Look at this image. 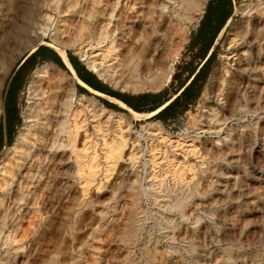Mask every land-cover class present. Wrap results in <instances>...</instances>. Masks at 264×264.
Returning a JSON list of instances; mask_svg holds the SVG:
<instances>
[{"label": "bare ground", "instance_id": "obj_1", "mask_svg": "<svg viewBox=\"0 0 264 264\" xmlns=\"http://www.w3.org/2000/svg\"><path fill=\"white\" fill-rule=\"evenodd\" d=\"M114 1V8H111L112 11L110 13V17L112 16L114 10L118 7L119 9H122L123 6L121 0ZM9 2V7L11 11H13L10 21L6 24V20L4 19L5 21H1L2 23L0 27V66L3 64L6 51L11 44L10 41L14 40L16 42H21L23 38L28 37L29 29L31 30L35 28L37 21L40 19L41 12L47 10L44 6L42 7L38 4H27L22 9L21 19H18L16 13L18 4L16 3V0H10ZM63 3H67V9L65 10L66 13L68 10L76 11L80 8V0H63ZM139 4L141 5L136 9L137 11L133 13V16L128 18L130 19V26L125 28L129 32L125 35L123 34V37L121 38L122 43L118 46V48H116V50H118L117 54H114L112 59L109 61H103L109 58L105 55L104 56L106 58L103 60L101 59V62H99L97 56H93L91 58H88L87 56L85 49L90 47L88 49L93 50L91 48L93 45L91 44L92 41L90 38L92 37V33L94 31H89L88 29L86 30L85 22H89L91 18L89 13L87 17H84L85 21L79 23V27L76 29L78 32H76V35L72 38L74 39L73 43L69 40L64 41L62 39L58 41L55 40L59 48L50 46L54 49V52H57V54L61 56L66 67L73 73L71 79L56 75L54 65L50 63L44 64L35 70L32 81L28 85V108L24 115V127L11 148V151L13 152L11 160L7 161L2 168L0 167V264H17L21 259L25 258L34 260L36 257H39L45 252L43 250V245H38V236L40 235L39 233L42 229V217L48 218L54 215L55 208H57V205L59 204L60 197L63 196V194H67L66 192L70 186L68 181L71 178L77 180L79 184H83L82 192L84 194L88 188L97 181L96 178L98 174L102 172L101 171L99 173L101 170L99 152L101 151L105 154L104 161L107 163V170H113L121 161L126 162L125 165H127V168L131 165V169H133L135 165H138L141 161H144L143 169H147L149 167L151 168L150 170L152 171L148 176L152 179L150 181L148 180L149 182L147 180L143 182H146V184L148 182L151 185V188L158 184V191L162 190L161 187L163 186L162 185L160 187L161 179L159 176L161 177V173H167L166 170L168 168L165 167H167L168 164H171L172 160L161 163L157 162L162 157L163 160H166L164 153L159 151L157 144L175 147V150L177 149L181 153V155H175L178 157H175V162L171 164V178L174 176L178 183V181H184L185 173L186 175L187 172H191L193 174L196 165L189 164L187 162L188 156L186 154L192 153L195 156L198 153V147H196L195 141H190L189 143H184L180 140L170 142V139L162 133L160 125L155 124L154 127L156 128V131H149L152 128L148 127L143 134H138L140 139L146 141L147 143L151 142L150 148L146 147L147 149L143 153L144 150L137 146L136 141H131L129 139V131L123 129L129 125L126 117L122 114L114 113L113 111L106 109L96 98L92 96L94 95L109 99L111 102L126 110L128 115L132 116L133 119L156 115L169 103H166L164 107H161L152 113L138 114L120 101L106 97L81 82L77 78L74 70L68 62V59L66 58L67 56L65 55V49L70 47V44H73V46L76 47L77 53L81 56V60L86 62L85 64L88 70L97 76L103 83L116 87V74H114L115 70L118 68V70L127 69L133 73V75L129 80L132 84L126 85L127 87H125V89L129 88L134 92L148 90L149 86L147 81L144 82L138 79V77H140L138 74L137 76L134 75L140 67V62H136L138 57L136 56L134 49H136L135 47L139 45V41L144 37V34H147V37L145 39L143 38V44L141 43L140 46H138L140 50L139 53H143L148 59V63H153V65L155 63V58L158 56L169 59L167 73L164 79V83H168L171 79L175 61L178 58L183 42L186 40L189 31L187 27H182L179 22L184 19L190 22L192 18L189 19L188 15L191 13H193V15L201 14L204 8V1L143 0ZM168 4L170 5L167 6ZM98 5L104 6L103 0H92V9ZM134 7L135 4L128 8L133 10ZM58 8L59 6L57 5L55 9L58 10ZM243 11L245 12L244 18L246 19L245 27L241 32L234 36L235 39L232 40V43H234V46L238 48V50H236L234 54L226 60V64L216 66L209 81V87L212 88L214 86L222 88V91H225L223 99L224 107L229 109V112H232L233 114H243L246 112L255 113L258 106H260V100L264 97V0L245 1ZM96 13H98V11H96ZM92 18L94 20L93 14ZM231 21L232 18L230 17L226 26L230 25ZM58 24L60 25V28L55 30V36L63 37L66 36V28L72 26L73 23L71 22V18H69L68 20H60ZM85 30L87 33L90 32L91 35H89L87 39H85L81 34V32H84ZM44 36L45 33L38 38V45H46V43L42 42V38ZM106 37L107 34L105 32H101L97 37L96 47L99 46V44H102L104 40H106ZM112 45L108 49V55H110L111 51L114 52ZM36 50L37 47L32 49L24 59H27L29 56L34 54ZM109 62H113L109 66L111 69L108 66H105V63L109 64ZM21 64L18 66L17 70ZM154 68L155 67L151 66L148 70V74H154ZM74 83L80 85L86 91L91 93L92 96H86L83 94L78 95L76 93L77 91L75 90ZM241 97L242 99H240ZM239 99L241 102L246 104L245 108H238ZM251 105H253L254 108L251 107ZM215 111L216 110L214 109L207 110L206 115H202V117H206L210 123L218 125L219 129L216 130L215 133L219 134L222 131V127L225 125V121H223V123L218 121L217 113ZM103 117H106L105 123L110 125L108 128L110 130L109 132H107V129L103 130L101 123V119ZM230 140L231 134L228 133L221 141H217L216 145L226 146L229 144ZM155 141L156 143H154ZM172 143H177V145L173 146ZM100 146L102 147L101 150H99V148H101ZM126 150H128L129 153L125 154ZM200 150L205 153L207 150L206 146L202 145ZM158 155H161V157ZM180 158L182 161H179ZM44 162H46V165H44V167L40 166L43 165ZM36 169L41 170L39 172L38 170L36 171ZM143 169L141 168V170ZM126 173L128 174L127 171ZM143 176L144 175L142 174V177ZM127 177L128 176H126V178ZM186 177H188V175ZM193 177L195 176L193 175ZM126 178L125 180H120L121 184H118V187L125 185L126 187L124 188H131L130 191H134L136 183H139L138 175H135V181L132 183H130L131 181ZM40 179H42L41 183ZM142 180L143 178L141 181ZM184 182L186 183V181ZM104 183L106 184V182ZM139 188L142 190V194L140 195L147 197L150 193L148 189L146 190V188H143L142 186ZM100 189H102V187H97V192ZM166 194V197L169 196L170 198V195L168 193ZM137 197V194L134 192L129 211L122 207L123 205L120 206V197H117L118 201L116 200L115 203L109 206L105 211H99L96 213L97 219L89 224V233L86 231L88 233L86 240L87 245H84L87 246V250H90L88 255L93 260H91V264H110L109 253L107 255H103L104 253H100L101 248H96V246L94 248L93 246L94 243L99 244L100 242H103L108 245L110 244L111 247V243L115 240H119V242L127 248L130 260L135 254V249H138L137 244L142 242V250L145 253L143 256H148L150 259L149 262H152V264H155L156 249L161 246L163 241L160 237L165 240L166 246L169 247L165 261L168 264H174L177 259L183 260L181 257V251L178 247L182 242H186L187 245L184 248L185 253H195L192 245L188 246V242L198 233V231H200L199 228L202 226V221L198 218V216L194 217L188 213L189 211L186 212L187 202L192 199V194L187 197L182 196L172 199L174 201L170 205L171 208L177 212V216L176 218L164 217L157 222L159 226L158 237H153L152 233L149 231L146 237H143L142 232H144V230L142 229V225L139 223V220L136 219V211H138L139 205L137 204ZM36 207H38L37 212L32 214V217L29 220V226L23 230L22 222L23 220L25 221L26 214L35 211ZM93 207L94 206L92 204H89L90 209H93ZM78 209L75 208L66 215L65 225H62L63 228L60 227L62 230L59 232L60 234L58 233L61 235V240L63 242H70V251L67 252L64 246L57 249L55 248L53 251L48 253L45 262L46 264H59V261L62 263L71 262L70 264L80 263L81 256H84V254H82L84 247L82 249L77 247L75 244L76 236L79 233L77 230V224L80 221L78 217L80 215V211ZM144 212L145 211H143V213ZM184 229L185 232L183 233ZM56 243L57 242L54 244ZM140 245L141 244H139V246ZM65 247L68 249V246ZM112 249L110 248L109 250ZM67 256L70 261L65 260ZM192 259L196 262H194V264L199 262V259L195 257V255ZM202 260L206 259L203 258Z\"/></svg>", "mask_w": 264, "mask_h": 264}, {"label": "rangeland", "instance_id": "obj_2", "mask_svg": "<svg viewBox=\"0 0 264 264\" xmlns=\"http://www.w3.org/2000/svg\"><path fill=\"white\" fill-rule=\"evenodd\" d=\"M9 1L10 0H0V27L3 21L6 20V24L10 21V17L13 11H11L9 7ZM142 1L143 0H121L123 4L122 9H119L118 7L116 10H114L112 16L110 17V13L112 11L111 8L115 3L114 0H103L104 6L98 5L94 9H92L91 7L92 0H80V8H78L76 11L68 10L67 13L65 12V10L67 9V3H63V0H16V3L18 4V9L16 11L18 19H21L20 17L22 14V9L27 4H38L42 7L44 6V8H46L47 10L41 12L40 19L37 21L35 28L31 30L29 29L28 37L23 38L21 42H16L14 40L10 41L11 44L6 51L5 57L3 59V64L2 66H0L1 168L7 163V161L11 160L13 156L11 148L13 147L17 136L20 134V132H22V129L24 127V115L28 108V85L32 81L35 70L44 64L50 63L54 65L56 75H58L59 77H67L68 79H71V77L73 76V73L69 71L66 65H64L65 69H63L53 62H41L38 58H35L25 67L23 72L20 74L19 80L17 81L15 87L17 90L15 89L12 100L10 104H8V87L15 75V71L17 70L22 60H24L26 55L35 47H37V50L40 48H46L54 52V49L50 46L59 48L56 42L58 40H69L71 43H73L74 39L72 38L74 37V35H76V32H78L76 29H78L77 27H79V23L85 21L84 17H87L90 13L91 18L89 22H85V26L86 30H94L92 33V37L90 38V40L93 42H91V44L93 45V47L91 48L93 50L88 49L90 47H87L85 51L87 52L88 58L97 56L99 62H101V59L103 60L108 56L109 58L103 60L104 62H107L112 59V56L114 54H117L118 50H116V48H118V46L122 43L121 38L123 37V34L125 35L127 32H129L128 30H126L127 26H130V19L128 18L133 16V13H135L137 11L136 9L141 5L139 3H141ZM203 1L204 8L201 14L193 15V13H191L190 15H188L189 19L192 18L190 22L186 19L179 22L182 27H187L189 31L186 40L183 42L178 58L175 61L171 79L166 84L164 83V79L167 73L169 59L158 56L157 58H155V63L153 65V63H148V59L146 58V56H144L143 53H139L140 50L138 46H140L141 43L143 44V41L147 37V34H144V39H140L139 45L135 47L136 49H134L136 52L135 54L138 57V59H136V62H140L139 64L141 67V69L140 67L138 68L137 73L135 72L136 74L134 73V75L137 76L138 74L140 76L138 77V79L144 82L147 81V84L149 86L148 90H140L134 92L129 88L125 89V87H127L126 85L132 84L131 82H129V80L133 75V73H131L127 69H121V71L118 70V68L116 69L117 71L115 70L114 74H116V87L110 84L103 83L100 79H98L97 76H95L93 73H91V71L88 70L85 64L86 62L81 60V56L77 53L76 47L73 46V44H70L71 46L65 49V55L67 56L66 58L68 59V56L72 58L74 64L78 67L80 73L83 76H87L85 70L89 74H92L96 78L95 81H93V84L97 87H104L111 92L125 96L153 94L157 96V102L172 100L173 97H177L181 93V87L187 86L189 84L192 74L196 73L204 63L203 57L204 55H206L207 51L205 49H201L205 47L198 46L201 33L200 26L202 24L207 6L212 0ZM245 1L247 0H231L230 17L232 18V21L230 25L226 26L220 33V35L218 34L219 36H217L213 41L212 48L210 50L211 53L214 52V56L205 70L206 79L203 83H198L196 85L194 94H196L197 92L198 94L194 102L189 106L188 110L184 113H181L180 111L183 106V104H181L180 107H178L175 111L176 116L172 119L167 120V118H169L170 116L167 115L161 120H157L154 118V116H156L157 114L150 117L133 119L132 116L128 115V112L126 110L111 102L109 99L94 95L92 96V94L86 90L85 92L81 91V86L77 83H74V87L78 95L83 94L86 96H92L96 98L99 103L102 104L106 109L113 111L114 113L122 114L126 117L129 125L124 127L123 129L129 131V139L131 141H136L137 146L144 150L143 153L147 148H150L151 142L147 143L146 141L140 139L138 137V134H143V132L148 127L152 128L149 131H156V128L154 127L155 124L160 125L162 133L166 135L168 139H170V142L180 140L181 142L189 143L190 141H195V145L196 147H198V153L195 156L192 153H187L186 155L188 156L187 162L196 166L194 168L193 174L191 172H187L188 177H186L187 175L185 173L184 181H186V183L184 181H178L177 183V180L174 178V176V179L171 178L172 168L170 167L171 164L175 162V157H178L175 155H181L180 151L177 149L175 150V147H170L169 145L164 146L157 144L159 151L161 153L163 152L164 157H166V160H163L162 157L157 162L161 163L172 160L171 164H168L169 167H165L168 168L166 170L167 173H161V177L159 176V178L161 179L160 187L162 185L163 186L161 187L162 190L158 191V184L151 188V185L148 183L152 179L148 176L152 170H150L151 168L149 166V168L143 169L144 161H141L138 165H135L133 169H131V165H129L127 168V165H125L126 162L121 161L113 169L114 171L110 169L107 170V163L106 161H104L105 154L103 151L99 152V160L101 166V170L99 171V173L102 171L104 174L102 172L98 174L96 178L97 181L88 188L85 194L82 192V183L79 184L77 180H74L72 178L68 181L70 186L68 188V191L66 192L67 194H63V196L60 197V201L57 205V208H55L54 215L48 218L42 217V221L45 222L41 221L43 230L41 229L39 233L40 235L38 236V245H43V250L45 252L39 256L40 258L36 257L34 260L27 258L21 259L17 264H46L45 262L48 253L50 251H53L55 248L57 249L63 246L66 251L69 252L71 244L70 242H63L61 240V235H59V232L65 225L66 215L75 208H79L78 210L80 211V215L78 216L80 221L77 224V230L79 233L76 236L75 244L77 247H80L82 249L84 247V249L82 250V254H84V256H81V261L79 264H91L92 259L88 255L90 253V250H87V246H84L87 245L86 240L87 234L89 233V224L97 219L96 213H98L99 211H105L109 206L115 203L116 200L118 201L117 197H120V206L123 205L122 207L126 208L127 211H129V207L132 204V195L134 192L138 196L137 204H139L138 211H136V219L139 220V223L142 225V229L144 230V232H142L143 237H146L148 231L152 233L153 237H158L159 226L157 222H159V220L164 217L176 218L177 212L172 209L170 205L174 201L172 199L182 196L187 197L190 194L193 195L192 199L188 200L187 202L186 212L189 211L188 213L193 215L194 217L198 216V218H200L202 221V226H200L199 228L200 231H198V233L193 236L188 242V246L192 245L195 253H185L184 248L187 245L186 242H182L178 247L181 251V257L183 260L177 259L175 260L174 264H194L195 261L192 259L194 255L199 259V262L197 264H264V97L260 100V106H258V109L255 113H234V115L232 112H229V109H226L224 107L223 99L225 96V91H222V88H217L214 86L212 88L209 87L210 77L216 66L226 64V60L231 55H233L236 50H238V48L234 46V43H232V40L235 39L234 36L241 32L245 27L246 19L244 18L245 12L243 11ZM133 4H135L133 10L128 8L132 7ZM57 5L59 6L58 10L55 9ZM169 5L170 4H168L167 6ZM96 11H98V13H96ZM92 14L94 16V20L92 18ZM69 18H71V22L73 24L72 26L66 28V36H55V30H58L60 28L58 22L60 20H68ZM213 27L214 25L212 26V28ZM86 30L84 32H81L85 39H87L90 35V32L87 33ZM101 32H105L107 34V41L104 40L102 44H99V46L101 47L100 48L99 46L96 47V43L97 37ZM44 33L45 36L42 38V42L46 43V45H38V38ZM206 37L209 40V38H211V33L207 32ZM111 45L114 48V52L111 51L110 55H108L107 52ZM98 53L101 55H99ZM209 53L210 52H208V54ZM41 54H47V51L43 50L41 51ZM112 63L113 62H109V64L105 63V66L109 67ZM151 66L155 67L153 71L154 74H148V70ZM102 95L118 101V99L114 97L105 94ZM240 99H242V97ZM240 99L238 108H245L246 104L244 102H241ZM105 103L110 104L117 109L112 110L110 108H107L105 106ZM150 106V104L147 105V107L145 108V112H141L138 114H149V112H147V108H150ZM6 107L7 109L10 108L12 115L11 125L9 126V128L7 126L6 112L8 110L6 111ZM251 107L254 108L253 105H251ZM210 109L216 110L215 112L217 113L218 121H220L221 123L225 121V125L222 127V131L219 134L215 133V131L219 129L218 125L210 123L206 117H202V115H206V111ZM105 121L106 117H103L101 119L103 130L107 129V132H109L110 130L108 128L110 125H107ZM228 133L231 134V140L229 144L226 146H217L216 142L221 141ZM154 143H156V141ZM172 145L176 146L177 143H172ZM202 145L206 146V154L202 150H200V147ZM101 149L102 147L99 148V150ZM127 153H129L128 150L125 151V154ZM158 156L161 157V155ZM180 160L181 158L179 159V161ZM44 165H46V162H44V164L40 166L44 167ZM141 168L143 170H141ZM41 169H36V171L38 170L40 172ZM108 171L111 172L109 173ZM126 171L128 172V174L126 173ZM142 174L144 175L143 177ZM125 175L128 177L126 178ZM135 175H138L139 183H136L134 191L131 192V188H124L126 187L125 185L118 187V184H121V179H129L131 181L130 183L135 181ZM193 175L195 177H193ZM141 177L143 178L142 181ZM42 179H40V183L42 182ZM146 180H149L147 184L146 182H143ZM103 181L106 182V184ZM71 183H73L74 185ZM164 184L167 186H165ZM138 185L139 187L142 186L143 188H146V190H149L150 193L147 197L140 195L142 194V190L138 187ZM99 186L102 187V189L97 192V187ZM123 188L125 191L123 190ZM92 191L95 193H93ZM166 193L170 195V198L169 196L166 197ZM89 204H92L94 206L93 209L89 208ZM37 209L38 207L35 208V211L30 212V215L28 213L26 214L25 221L23 220L22 222L23 230L27 226H29V220L32 217V214L37 212ZM163 209L165 210V212ZM143 211L145 212L143 213ZM156 214L159 216H157ZM60 227L62 228L60 229ZM184 232L185 229L183 230V233ZM160 239H162L163 241L161 243V246L156 249L155 264H168L165 261L169 251V247L166 246L165 240L163 238L160 237ZM55 242L57 243L54 244ZM100 243H94L93 247L95 248L96 246V248H101L100 253H104L103 255H107L109 253L110 264H152V262H149L150 259L148 256H143L145 253L142 250V242H139L137 244L138 249H135V254L133 255V257H131V260L128 255L129 251L123 244L119 242V240H115L114 242H112L111 247L110 244L108 245L107 243L103 242ZM139 244L141 245L139 246ZM65 246H68V249ZM103 246L107 247L104 248ZM110 248L114 249L109 250ZM203 258H205L206 260H202ZM65 260L70 261L68 256L67 258H65ZM58 263L70 264L71 262L62 263L61 261H59Z\"/></svg>", "mask_w": 264, "mask_h": 264}, {"label": "trees", "instance_id": "obj_3", "mask_svg": "<svg viewBox=\"0 0 264 264\" xmlns=\"http://www.w3.org/2000/svg\"><path fill=\"white\" fill-rule=\"evenodd\" d=\"M231 16V0H212L206 9L205 15L202 20V24L200 26V39L198 42V46H203L207 51L206 55L203 57V65L200 67V69L192 74L191 81L187 86L181 87V93L175 98L173 97L172 100H166V101H159L157 102V96L153 94H143L139 96H125L116 94L114 92L109 91L108 89L104 87H97L92 82L95 81V77L92 74H89L86 70L87 76H83L78 67L74 64L72 58L68 56L69 63L74 69V71L77 74L78 79L86 84L88 87L92 88L93 90L114 97L118 99V101L122 102L124 105H126L128 108H130L132 111L136 113L145 112V108L147 105H151L150 108H147V112L152 113L156 111L157 109L164 107L166 103H169L166 107H164L156 116H154L155 119L161 120L163 117H166L167 115H170L167 120L172 119L176 116L175 111L178 107H180L181 104H183L181 108V113H184L188 110L189 106L194 102L198 92L194 94V89L196 88V85L198 83H203L206 79V73L205 70L209 63L211 62L214 52H212L208 56V52L211 51L213 41L217 36L220 35V33L223 31V29L226 26V23L228 19ZM214 27L212 28V26ZM207 32L211 33V38L209 40L206 37ZM219 34V35H218ZM209 42V43H208ZM47 51V54L42 55L41 51ZM35 58H38L41 62H53L54 64L58 65L59 67L65 69V66L62 62V60L57 56L56 53H54L52 50L46 49V48H40L37 51H35L34 54H32L30 57H28L23 64L19 67L17 72L15 73L7 92V102L10 104L12 100L13 93L15 92V87L17 84V81L19 80L20 74L23 72L25 67ZM81 91L85 92L84 88H80ZM17 90V89H16ZM105 106L107 108H110L112 110H116L117 108L105 103ZM8 110V111H7ZM6 113H7V126L11 125V111L10 108L7 109L6 107Z\"/></svg>", "mask_w": 264, "mask_h": 264}, {"label": "water", "instance_id": "obj_4", "mask_svg": "<svg viewBox=\"0 0 264 264\" xmlns=\"http://www.w3.org/2000/svg\"><path fill=\"white\" fill-rule=\"evenodd\" d=\"M56 53V52H55ZM58 55V54H57ZM60 58H61V56L60 55H58ZM30 57V56H29ZM24 60H26V59H24ZM61 60H62V62H63V64L65 65V63H64V61H63V59L61 58ZM24 61H22L21 63H23ZM20 63V64H21Z\"/></svg>", "mask_w": 264, "mask_h": 264}, {"label": "crops", "instance_id": "obj_5", "mask_svg": "<svg viewBox=\"0 0 264 264\" xmlns=\"http://www.w3.org/2000/svg\"><path fill=\"white\" fill-rule=\"evenodd\" d=\"M210 52V51H209ZM210 54V53H209ZM209 54H208V56H209ZM93 83V82H92ZM86 85V84H85ZM87 86V85H86ZM90 88V87H89ZM92 89V88H91Z\"/></svg>", "mask_w": 264, "mask_h": 264}]
</instances>
